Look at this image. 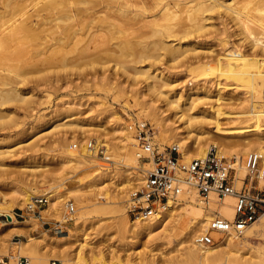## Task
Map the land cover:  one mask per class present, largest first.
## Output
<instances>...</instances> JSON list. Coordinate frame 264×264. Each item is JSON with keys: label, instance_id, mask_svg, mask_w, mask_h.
Here are the masks:
<instances>
[{"label": "rangeland", "instance_id": "374dc122", "mask_svg": "<svg viewBox=\"0 0 264 264\" xmlns=\"http://www.w3.org/2000/svg\"><path fill=\"white\" fill-rule=\"evenodd\" d=\"M48 1L29 0V11H39ZM197 1L79 0L71 8L76 18L72 30L47 36L38 41L36 48L31 45L33 42L29 43L31 57L19 63L18 75L12 74L16 97L0 103V210L11 206V213L21 216L16 219L25 222V225L0 230V260L8 259L13 264L19 257L14 251H10L12 256H7V249L14 247L13 242L26 241L25 235H28L35 237V243L20 257H26L30 264H49L52 260L61 264L192 263L184 260L185 246L190 241L181 239L177 231L164 236L162 230L156 229L135 237L128 227L124 229L119 224L115 210L119 208L127 214L130 195L141 185L134 183L143 178L142 170L148 164L140 161L137 168H132L130 160H119L121 157L115 154L112 143L119 139L118 126L128 131L130 123L142 121L160 150L176 145L173 139L161 143L157 137L160 127L149 115L141 113L143 109L160 114L162 119L169 118L166 122L170 124L175 120L174 111L166 104L171 93H179L184 102L192 91V84L214 80V76L205 77L203 69L191 72L200 63L214 68L218 58L230 52L236 55L238 51L242 53L237 55L242 54L247 60L252 57L251 60L264 61V49L250 45L234 21H230V16H225L228 13L223 15L226 9H221L223 14L221 10L203 14L196 11ZM230 1L221 0L223 5ZM245 1L233 0L232 6L244 12L243 15L250 13L248 24L254 34L257 24H264V17L254 12L252 5L246 6ZM66 11L67 8L62 12ZM56 14L47 16L42 24L33 16L34 26L39 30L48 28L57 22L59 14ZM202 22L204 26L198 30ZM162 42L166 47L179 42L180 51L171 53L164 49ZM144 72L160 73L172 83V89L162 87L161 93L152 92ZM258 87L254 94L248 86L227 90V97L240 100L234 111L247 110L252 103L264 106V89ZM195 106L190 113L203 107L198 103ZM250 124L242 122L232 126ZM128 132L134 137V132ZM254 138L248 134L245 140L235 139L236 146L231 153L223 154L236 163L232 185L237 192L248 181L244 160L254 150H246L243 155L239 151L246 149L244 141L251 142ZM89 140L108 145L111 165L102 164L86 153L84 144ZM74 143L81 149H73ZM208 146L215 147L211 142ZM239 159L244 167L240 178ZM258 166L260 169V161ZM252 185L264 195V181L254 178ZM226 197L211 194L208 200L199 197L196 200L192 196L193 205L201 213L213 216L220 215V206ZM38 198H46L50 207H56L61 200L60 213L43 210L44 201L36 204V211L27 209ZM231 200L232 207L235 200ZM67 202L73 204L75 212L63 224L62 232L54 231L53 224L63 222ZM4 217L0 214V222L6 221ZM127 219L133 222L128 216ZM219 238L223 240V236L214 237ZM30 256L38 259L33 262Z\"/></svg>", "mask_w": 264, "mask_h": 264}, {"label": "bare ground", "instance_id": "6f19581e", "mask_svg": "<svg viewBox=\"0 0 264 264\" xmlns=\"http://www.w3.org/2000/svg\"><path fill=\"white\" fill-rule=\"evenodd\" d=\"M78 1L79 0H49L39 11L30 12L29 0H0V103L10 102L16 97L17 90L14 88L12 77L13 75H18L17 66L19 63L28 59L30 56L32 50L30 51L28 49L30 47L29 43L33 42L31 45L36 48L38 44H40L38 42L39 40L42 41L47 36L51 37V35L55 33L63 34L64 32L72 30L75 27L76 18L71 8ZM112 1L118 2L119 0ZM232 2L233 0L230 1L229 4L223 5L221 0H198V8L196 11H201L200 13L203 14H210L214 11L219 13L221 9H226V11L221 10L220 12H225L221 14L225 15L228 13V15L225 16H230L229 18H231V20H229L231 22L234 21L233 24L245 35L250 45L254 48L259 47L260 50L264 49V24L258 23L256 26L257 31L253 34L248 24V21H250L249 18H251L249 15L250 13L246 12L245 14L247 15H243L242 13L244 12H241L240 9L235 6L233 8ZM245 2L247 3L246 6L252 5L254 8H252V10L259 16L264 17V0H246ZM65 8H67V11L62 12ZM56 12H58L59 15L56 18L57 22L53 25H51V23V26L48 28L41 27V30L34 26L32 21L33 16L38 17L39 24H42L47 16L56 14ZM206 19L208 18L206 17L203 20ZM203 26L204 23H199L197 29L201 30ZM252 34L253 36H251ZM177 43L166 47L162 42V45H165V50L169 49L168 51L176 54L180 51L178 48L180 44ZM234 48L235 47H233V49ZM237 53H235L236 55H234V53L232 54V52L227 54L223 53L224 55L222 58H215V60H217L214 68L202 62L191 70L193 73L195 69H203V75L205 77L209 75L214 76V80L211 82L212 80L204 79L201 83L199 82L200 84H196L198 81L192 84V91L184 102L181 101L179 93L175 95L171 93L166 104L174 111V122L172 121V123L169 124L167 123L169 118L162 119L160 114L148 113L146 109H143L141 113L149 115L151 120L160 127L157 137L161 143L173 139L172 141L179 148L182 157L180 158L184 163L193 160V158H204L209 147H213L208 146V148H206L210 142L215 145V148L217 147V152L223 156L224 153L229 155L231 150L236 146H234L235 139H243L248 136V134L255 136L251 142L247 139L248 142L244 141V143H242L246 149L242 148L239 153L243 155L246 150H254L255 153L260 155L261 167L258 169V166L257 174L258 179L264 181V106L261 107L259 105L258 107L251 102V107L247 110L240 112L234 111L235 108L239 106L240 100L233 101L230 97H227L226 94L227 90L231 89L232 91V89L238 86L250 87L252 90L251 93L257 91V88H259L258 86L264 89V61H260L257 58L251 60V57L249 58L253 61L251 62L242 54L237 55ZM224 57L225 60H223ZM221 60H223L225 64ZM226 66L229 67V69H226ZM144 73L147 80H149L147 83L148 89L152 92L161 93L160 90L162 87H168L169 90L172 89V83H170L168 79H165L160 73ZM159 80H161L160 84L157 83ZM193 82L195 81L191 83ZM194 101L197 102L198 105L201 104L203 107L195 113H190L191 110L196 107L195 105L197 103L195 104ZM226 107L230 108L231 111H228ZM184 111L190 112L184 115ZM242 122L251 124L243 127L232 126L233 124ZM175 123L179 125H173ZM227 125H229V127ZM118 128L121 133L118 135V141L112 143L113 150L117 156L121 157L119 158L120 161L130 160L132 168H137L140 162V150L137 147L136 140L124 129V126H118ZM213 138H215V141L212 142ZM100 143L101 141L97 144ZM102 145L105 146L108 151V145L103 142ZM235 151L236 150H234V152ZM142 163L148 164L149 166L147 162ZM235 165L236 163L233 165L234 168ZM237 169L239 171L238 177H243L244 167L242 166L241 159H239ZM111 172L114 174L115 170L113 169ZM139 179L140 181L137 180L134 185L142 183L143 178ZM239 184L240 182L238 181L237 185ZM211 194L215 195V193H210L208 198H210ZM193 195L197 200V192L194 189H189L188 193H183L181 195V201L168 203V209L162 215L145 222H129L127 214L119 208L115 210V213L117 214L119 224L124 229L128 227V230L135 237L141 234H149L156 229L162 230L164 236H171L174 231H177L181 239L187 238V240L190 241V243L185 246L184 252V260L192 261L190 264H264V214L246 227L241 235L230 233L227 236H223L218 233H212L215 238L223 236L221 244L212 248H203L195 241V238L199 234L195 237L194 234L197 233V231H200L199 233L206 231L210 220L216 216L232 221L235 211L234 203L232 206L233 208L231 207V198L235 200V196L234 194L226 195L227 197L223 199L220 206V215L215 214L213 216L212 213H201L199 209L193 205ZM41 199L43 198L35 200L39 201ZM44 200L46 207L43 210L56 214L60 211L61 200L58 201L56 207H50L49 201L46 198ZM11 211V206L0 210V214L7 217L6 221L0 222L2 223L0 228L1 231L7 227L15 228L21 224L25 225V222L18 221ZM209 217L211 218L209 219ZM204 225L205 227H203ZM19 235H21V233ZM25 236H27L26 241L20 240L12 243L14 247L7 249V256H12L10 251H14L15 256L20 257L28 246L35 243V237ZM193 237L194 242L192 240ZM30 259L34 262L38 258L30 256ZM149 264L155 263L150 262Z\"/></svg>", "mask_w": 264, "mask_h": 264}, {"label": "built area", "instance_id": "2783aa9c", "mask_svg": "<svg viewBox=\"0 0 264 264\" xmlns=\"http://www.w3.org/2000/svg\"><path fill=\"white\" fill-rule=\"evenodd\" d=\"M128 131L134 132V138L140 150L139 159L141 162L149 163L147 169L142 170L143 180L139 188L130 195L128 202L127 216L133 222H145L157 218L168 209V203L181 201L183 193L194 189L200 199L206 200L210 193L219 197L234 194V218L232 221L218 216L210 220L207 230L200 233L196 243L203 248L218 246L222 238L214 239L212 233L227 236L230 233L241 235L242 232L261 212H264V195L254 190L252 181L258 178L257 168L260 155L249 152L245 157L248 181L240 189L233 188L234 162L227 160L220 155L215 147H209L204 158L193 159L187 163L180 160V152L176 145L160 150L155 144L145 122H133L127 126ZM73 149L80 150L77 143ZM80 148V149H79ZM86 153L94 157L98 162L111 165L112 161L107 155V149L102 143L97 144L95 140H89L84 144ZM249 184V185H248ZM45 203L44 199L35 200L33 206L27 209L36 211V204ZM66 212L63 222L56 221L53 224L54 231H63V224L71 220L75 210L71 202L66 204ZM14 217H21L14 213ZM7 219L6 217H4ZM0 260V264H9ZM13 264H30L26 257H19ZM49 264H60L52 260Z\"/></svg>", "mask_w": 264, "mask_h": 264}]
</instances>
